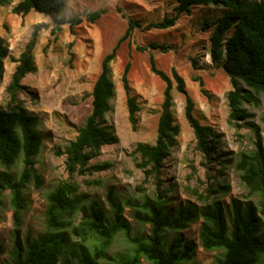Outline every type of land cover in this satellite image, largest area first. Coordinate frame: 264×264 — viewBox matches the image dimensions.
Returning a JSON list of instances; mask_svg holds the SVG:
<instances>
[{
  "label": "trees",
  "instance_id": "trees-1",
  "mask_svg": "<svg viewBox=\"0 0 264 264\" xmlns=\"http://www.w3.org/2000/svg\"><path fill=\"white\" fill-rule=\"evenodd\" d=\"M13 0H0V6ZM67 0H18L12 11L26 15L31 11L49 17L60 29L69 22L73 27L80 18L66 19L61 15ZM224 6V12L213 20H207L205 28L212 27L209 36L211 61L222 67L229 76L233 88L228 92L229 121L237 127L247 126L254 134V148L243 152L236 163L241 172L248 194L258 200H231L227 211L220 197L229 186L224 182V170L233 162L224 152L219 151L221 133L211 125L203 124L194 114V102L188 95L184 78L173 71V79L156 67L151 56V69L165 82L162 110L158 120L157 138L154 143L138 142L133 149L137 155V166L145 174V181L155 182L156 195L143 202H128L133 208V216L142 223L150 224L147 235H132V226L124 216L125 204L119 200L114 189H109L107 212L98 200H89L87 193L80 190L76 175L92 173L109 167L107 162H92L102 154L104 145L119 142L106 114L112 110V100L116 95V85L112 78L111 63L116 57L118 44L124 40L135 25L130 21L124 36L116 47L104 56L99 73L91 91V110L85 122L78 128L75 138L66 147L57 150L65 155L68 177L60 180L47 196L46 229L36 235H23V212L27 207L25 190L33 179L37 185L43 183L36 166L37 156L43 146V135L39 129L41 120L26 107L21 93L25 89L23 78L36 70L34 48L45 23L37 24L32 37L16 63L11 81L7 85L8 102L0 106V206L9 189L13 208V248L9 264H141L145 259L149 264H182L194 261L195 244L184 239L180 232L188 225L202 218L201 244L206 250L221 251L215 264H259L264 254V139L259 124L250 120L253 116L243 104L254 101L255 94L264 95V0H178V12H190L197 5ZM103 10L87 12V18L95 21ZM178 15L151 22L147 28H168L174 26ZM153 48L166 46L151 43ZM139 50H145L139 47ZM10 55L9 47L0 35V80L5 68L4 62ZM194 64L197 61L194 60ZM130 64L127 63L122 83L126 92L129 120L133 128L138 123L140 106L131 93L128 79ZM178 91L186 95L185 117L195 134V148L200 152L207 172L208 185L205 193L198 194L206 204L200 209L186 205L179 212L168 208L166 191L173 184L162 187V172L165 162L178 144L181 126L174 114L173 81ZM244 82L254 94L240 87ZM203 85V81H201ZM202 91L206 93L203 88ZM264 123V112L261 115ZM22 162V170L16 176L12 168L17 161ZM219 164L216 173H210L213 165ZM3 167L4 169H1ZM213 179V180H212ZM168 231L175 235L167 240ZM128 241L126 252L114 255L110 248L118 235ZM4 247L0 245V255Z\"/></svg>",
  "mask_w": 264,
  "mask_h": 264
},
{
  "label": "rangeland",
  "instance_id": "rangeland-1",
  "mask_svg": "<svg viewBox=\"0 0 264 264\" xmlns=\"http://www.w3.org/2000/svg\"><path fill=\"white\" fill-rule=\"evenodd\" d=\"M17 1L0 6V35L10 51L0 80L1 107H5L9 99L7 85L16 66L13 58L19 57L24 50L37 24L48 25L40 31L34 48L36 70L22 80L25 89L21 98L28 110L40 118L39 129L43 135V146L36 163L43 183L37 185L32 179L24 192L27 207L23 212V235H36L46 229L47 196L60 180L68 177L65 155H58L57 150H63L84 124L92 107L91 91L101 72L102 59L116 47L130 21L139 23V26L135 25L118 44L116 57L111 63L116 95L112 100V110L106 114L108 124L112 125L119 142L104 145L102 154L92 160L110 163L109 167L76 175L80 190L87 193L89 200L100 201L104 209L110 212L107 193L109 189H114L119 200L125 204L124 216L132 226V235L149 234L150 224L137 221L132 206L127 203L143 202L156 195L155 182L151 178L145 181L143 170L137 166V155L132 153L138 142L154 143L157 138L166 82L151 69L153 56L156 67L170 78L173 79L174 70L184 78L187 93L194 102L195 116L221 133L219 151L233 158V162L227 164L224 170V182L229 188L220 197L226 210H229L234 198L244 202L258 200L256 195L247 197L248 189L236 167L240 155L254 148L253 131L247 126L237 127L229 121L227 94L233 85L223 68L212 63L209 54L212 27L205 28V23L222 15L224 6L200 4L190 12H178V0H67L61 15L66 19L77 16L80 22L73 27L67 22L60 29L52 31V20L42 13L31 11L24 16L14 13L12 8ZM100 9L103 13L95 21L87 18V12ZM176 14L178 19L174 26L147 28L151 22ZM151 43L163 44L166 49L153 48ZM139 47L145 50H139ZM194 60L197 61L196 65ZM127 63L130 64L128 79L131 93L140 106L135 128L129 120L122 83ZM176 85L174 80V114L181 132L177 146L163 167L162 187L173 184V189L166 191L167 206L179 212L188 204L196 209L206 204L198 194L205 193L208 181L204 159L195 148L194 131L185 117L186 95L178 91ZM240 87L254 94L253 89L242 81ZM203 88L206 93L202 91ZM243 105L253 113L250 120L260 125L264 139V123L261 120L264 95L255 94L254 101H244ZM219 167V164L213 165L210 173H216ZM21 170L22 162L19 160L12 171L19 176ZM9 192L7 189L0 206V245L4 247L0 264L11 263L12 257L14 224ZM202 222L203 219L198 218L180 232L185 240L194 242L195 262L215 264L222 254L221 251L206 250L202 246ZM174 235V231H168L166 239L169 241ZM128 245L125 236L118 235L110 252L114 255L124 253ZM141 264L149 263L142 259ZM259 264H264V254Z\"/></svg>",
  "mask_w": 264,
  "mask_h": 264
}]
</instances>
